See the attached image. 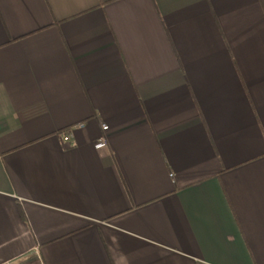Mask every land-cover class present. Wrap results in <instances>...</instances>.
<instances>
[{
    "label": "crops",
    "instance_id": "1",
    "mask_svg": "<svg viewBox=\"0 0 264 264\" xmlns=\"http://www.w3.org/2000/svg\"><path fill=\"white\" fill-rule=\"evenodd\" d=\"M38 260L264 264V0H0V264Z\"/></svg>",
    "mask_w": 264,
    "mask_h": 264
},
{
    "label": "built area",
    "instance_id": "2",
    "mask_svg": "<svg viewBox=\"0 0 264 264\" xmlns=\"http://www.w3.org/2000/svg\"><path fill=\"white\" fill-rule=\"evenodd\" d=\"M101 129H102V131L104 132V135H102V136L99 138V140H98V142H97V144H96L97 147H102V146H104L105 143H106V135H105V133L107 132L108 127H107L106 125H102V126H101ZM68 140H69V136H66V137L63 138V141H65V142H67ZM38 263L41 264L39 260H38Z\"/></svg>",
    "mask_w": 264,
    "mask_h": 264
},
{
    "label": "trees",
    "instance_id": "3",
    "mask_svg": "<svg viewBox=\"0 0 264 264\" xmlns=\"http://www.w3.org/2000/svg\"><path fill=\"white\" fill-rule=\"evenodd\" d=\"M21 218L23 219V215H22V213H21Z\"/></svg>",
    "mask_w": 264,
    "mask_h": 264
},
{
    "label": "water",
    "instance_id": "4",
    "mask_svg": "<svg viewBox=\"0 0 264 264\" xmlns=\"http://www.w3.org/2000/svg\"><path fill=\"white\" fill-rule=\"evenodd\" d=\"M30 257V256H29ZM29 257H25V258H29Z\"/></svg>",
    "mask_w": 264,
    "mask_h": 264
}]
</instances>
